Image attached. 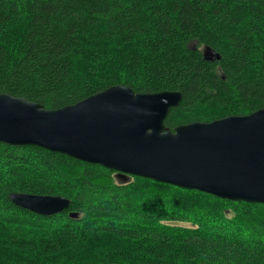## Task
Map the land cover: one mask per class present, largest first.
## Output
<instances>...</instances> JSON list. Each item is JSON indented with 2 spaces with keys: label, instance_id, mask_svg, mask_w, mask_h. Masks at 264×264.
I'll return each mask as SVG.
<instances>
[{
  "label": "trees",
  "instance_id": "obj_1",
  "mask_svg": "<svg viewBox=\"0 0 264 264\" xmlns=\"http://www.w3.org/2000/svg\"><path fill=\"white\" fill-rule=\"evenodd\" d=\"M115 85L181 92L171 130L264 108V0H0V95L59 109ZM113 263L264 264V205L0 143V264Z\"/></svg>",
  "mask_w": 264,
  "mask_h": 264
},
{
  "label": "water",
  "instance_id": "obj_2",
  "mask_svg": "<svg viewBox=\"0 0 264 264\" xmlns=\"http://www.w3.org/2000/svg\"><path fill=\"white\" fill-rule=\"evenodd\" d=\"M203 51L206 60L221 58L211 48ZM182 99L181 92L136 93L115 85L74 105L46 109L1 94L0 143L42 147L117 171L124 179L140 177L264 205V108L171 130L165 121ZM10 199L44 216L71 203L62 196L26 193H12Z\"/></svg>",
  "mask_w": 264,
  "mask_h": 264
}]
</instances>
